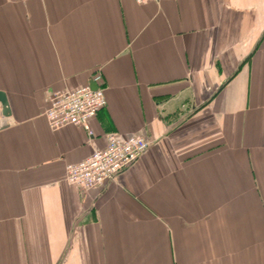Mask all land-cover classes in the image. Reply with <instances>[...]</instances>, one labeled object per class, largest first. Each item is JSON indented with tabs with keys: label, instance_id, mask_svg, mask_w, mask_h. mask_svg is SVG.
<instances>
[{
	"label": "crops",
	"instance_id": "crops-1",
	"mask_svg": "<svg viewBox=\"0 0 264 264\" xmlns=\"http://www.w3.org/2000/svg\"><path fill=\"white\" fill-rule=\"evenodd\" d=\"M106 107L49 128L53 92ZM0 264H264V0H0ZM140 135L98 189L65 165Z\"/></svg>",
	"mask_w": 264,
	"mask_h": 264
},
{
	"label": "built area",
	"instance_id": "built-area-1",
	"mask_svg": "<svg viewBox=\"0 0 264 264\" xmlns=\"http://www.w3.org/2000/svg\"><path fill=\"white\" fill-rule=\"evenodd\" d=\"M144 3L147 0H135ZM97 88L89 85L53 92L47 97L44 116L49 128L82 126L91 133L89 121L106 107L104 90L99 84L101 75L92 80ZM149 147V141L140 135L122 136L117 132L105 135V145L93 150L84 159L65 165V180L82 190L98 189L114 180L118 174L139 158Z\"/></svg>",
	"mask_w": 264,
	"mask_h": 264
},
{
	"label": "water",
	"instance_id": "water-1",
	"mask_svg": "<svg viewBox=\"0 0 264 264\" xmlns=\"http://www.w3.org/2000/svg\"><path fill=\"white\" fill-rule=\"evenodd\" d=\"M90 88L95 90L97 88L96 84L92 81L89 84ZM0 108H1V115L3 117H8L10 115V110L8 106V101L6 95L3 91H0Z\"/></svg>",
	"mask_w": 264,
	"mask_h": 264
}]
</instances>
